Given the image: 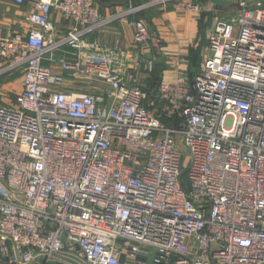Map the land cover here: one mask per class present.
<instances>
[{
    "label": "built area",
    "instance_id": "obj_1",
    "mask_svg": "<svg viewBox=\"0 0 264 264\" xmlns=\"http://www.w3.org/2000/svg\"><path fill=\"white\" fill-rule=\"evenodd\" d=\"M224 1L237 9L199 71L162 78L149 104L154 62L88 38L158 3L199 12L195 0L110 16L35 0L29 34L0 37V78L23 76L0 105V264H264V0ZM54 11L72 28L50 43ZM151 41L136 19L134 47Z\"/></svg>",
    "mask_w": 264,
    "mask_h": 264
},
{
    "label": "crops",
    "instance_id": "obj_2",
    "mask_svg": "<svg viewBox=\"0 0 264 264\" xmlns=\"http://www.w3.org/2000/svg\"><path fill=\"white\" fill-rule=\"evenodd\" d=\"M94 1L103 16H110L130 7L148 6L157 0ZM195 1L200 5L199 12L182 9L178 2L150 5L147 10L141 11L138 17L129 16L127 19L111 23L88 40L97 37L107 47L118 46L128 52L138 51L142 57L152 60L155 67L163 68L162 78L173 81L180 72L190 74L193 60L198 58L201 64L208 38L217 22L225 19L229 9H237L235 6L215 5L211 0ZM34 7L35 0H25L23 4L0 0V37L10 39L27 36L32 29L28 18L35 11ZM136 19L146 23L152 40L148 46L139 49L133 45V24ZM50 21L53 27L48 39L50 43L65 37L72 28V24L56 11L51 13ZM55 55L58 60L74 59L70 47L63 48ZM172 56L181 58L182 63L171 62L168 57ZM144 72L140 73V78L145 76ZM66 87L64 85L62 88ZM22 91L21 73L15 72L0 78V105L15 106V97Z\"/></svg>",
    "mask_w": 264,
    "mask_h": 264
},
{
    "label": "rangeland",
    "instance_id": "obj_3",
    "mask_svg": "<svg viewBox=\"0 0 264 264\" xmlns=\"http://www.w3.org/2000/svg\"><path fill=\"white\" fill-rule=\"evenodd\" d=\"M149 8V7H148ZM145 10H147V8L145 9ZM231 10H233V9H229L228 11H227V13L225 14L226 16H225V19H227L231 14H233V11H231ZM137 17H138V15H137ZM207 45L208 44H206V47H207ZM200 66H201V64H200ZM145 73V72H144ZM154 75V73H152V74H146L145 73V76H142L141 78H140V85L142 86V89L144 90V92L146 93V103L147 104H149L150 103V101L152 100V97H153V92L155 91V89L157 88V82L158 81H155V79H156V74H155V76H152ZM151 76V77H150ZM68 87H70L69 86V84L67 83V87L66 88H68Z\"/></svg>",
    "mask_w": 264,
    "mask_h": 264
},
{
    "label": "trees",
    "instance_id": "obj_4",
    "mask_svg": "<svg viewBox=\"0 0 264 264\" xmlns=\"http://www.w3.org/2000/svg\"><path fill=\"white\" fill-rule=\"evenodd\" d=\"M204 33V29L202 28V34ZM199 68H200V60L197 58V59H195V60H193V62H192V70H191V72H190V76L191 77H193L194 76V74L196 73V72H198L199 71ZM154 75L153 76H155V74H156V79H155V81H158L157 83V88L155 89V91L153 92V93H155L156 91H157V89H158V87H159V83L161 82V80H162V74H163V68L162 67H155V69H154ZM152 76V75H151ZM150 76V77H151ZM152 76V77H153Z\"/></svg>",
    "mask_w": 264,
    "mask_h": 264
},
{
    "label": "water",
    "instance_id": "obj_5",
    "mask_svg": "<svg viewBox=\"0 0 264 264\" xmlns=\"http://www.w3.org/2000/svg\"><path fill=\"white\" fill-rule=\"evenodd\" d=\"M212 3L219 6H231V2L224 1V0H211ZM70 264H78L77 262H73L71 260H66Z\"/></svg>",
    "mask_w": 264,
    "mask_h": 264
}]
</instances>
